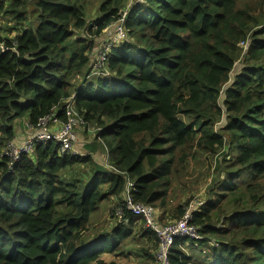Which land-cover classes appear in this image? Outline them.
Wrapping results in <instances>:
<instances>
[{
    "label": "trees",
    "instance_id": "obj_1",
    "mask_svg": "<svg viewBox=\"0 0 264 264\" xmlns=\"http://www.w3.org/2000/svg\"><path fill=\"white\" fill-rule=\"evenodd\" d=\"M128 1L100 0L90 19L89 0H0L14 35L0 37V264H121L102 255L147 236L156 252L125 205L127 183L174 224L193 202L179 187L189 162L221 155L192 221L201 239H176L170 264H264V0ZM129 5L111 75L89 81L109 41L96 39ZM71 98L106 140V164L60 157L51 142L10 167L15 122L36 126ZM104 203H118L122 221L93 232Z\"/></svg>",
    "mask_w": 264,
    "mask_h": 264
},
{
    "label": "built area",
    "instance_id": "obj_2",
    "mask_svg": "<svg viewBox=\"0 0 264 264\" xmlns=\"http://www.w3.org/2000/svg\"><path fill=\"white\" fill-rule=\"evenodd\" d=\"M126 12V13H125ZM123 16L115 24L117 27V33L114 38H110L108 42L104 44V49L96 55L97 61L93 64V76L97 77H109L111 74L107 69L106 63L108 62V51L112 50L115 46L122 43L127 39V31L125 29L126 19L128 18L130 9L126 10ZM244 50L248 49V42L242 44ZM7 48L4 45H0V54L5 53ZM75 97V96H74ZM63 110L60 111L55 108L49 115L39 120L36 126L29 125L34 130V136L25 144L17 148L13 146V143L8 144L5 148V156L9 158L10 167H13L18 163L25 155L32 156L35 153L37 146H46L51 142L58 145L59 156H80L75 147L78 144V129L86 124L84 117H82L74 102V98L65 101ZM62 113L63 118H59L58 114ZM55 128V130H53ZM135 191L134 182L129 181L125 191V205L136 216L142 217L145 222L146 229L150 230L159 240V246L155 252V257L159 264H170V254L173 244L176 239H188L197 241L201 237L199 235V229L192 224L194 214L198 212L205 204V202L198 201L195 205H192L186 210L183 218L175 222L174 224L161 225L158 222V211L153 207L136 203L132 196ZM123 208L117 211V216L121 218L123 216ZM121 212L122 214H119ZM216 246H218L216 244Z\"/></svg>",
    "mask_w": 264,
    "mask_h": 264
},
{
    "label": "rangeland",
    "instance_id": "obj_3",
    "mask_svg": "<svg viewBox=\"0 0 264 264\" xmlns=\"http://www.w3.org/2000/svg\"><path fill=\"white\" fill-rule=\"evenodd\" d=\"M100 0H89V5H88V17L91 19L93 16L98 14V6H99ZM127 3H131L130 5L134 3V0H130ZM129 5V9L131 11V7ZM126 13V12H125ZM7 25H10V27L13 26L12 23L9 22V18H1L0 19V37H7L11 38L14 35L11 34V32L8 33L7 30ZM117 27L114 25L111 29H109V39L114 38L116 36ZM106 35V34H104ZM102 35L100 38L96 39L98 42V49L103 46L104 49V44L101 46L103 42V37ZM97 49V50H98ZM112 53V50L108 51V55ZM93 63V62H92ZM91 63V64H92ZM92 66V65H91ZM92 69V68H91ZM88 71V70H87ZM93 72V69H92ZM86 74V72L84 73ZM83 74V75H84ZM97 78V76H93L92 73L88 80H94ZM81 79V78H79ZM15 129V128H14ZM18 131H23L24 132V138L21 142V138L16 142L15 140L10 142L9 144L13 143V146L20 148L22 147L25 142L31 139V135L34 132L33 128L29 126L28 122L25 123V125H20L18 124L17 126ZM86 131L88 134L86 135L85 141H87L89 144H91L93 147L97 148V151L99 150V153L102 155L103 158L106 159V161L109 160L108 158V148L106 145V140H98V137L100 136V130L95 124H85L82 125L78 129V139L80 140V134L81 132ZM16 133V131H15ZM30 134L29 136L27 135ZM97 138V139H96ZM16 139V138H15ZM98 142V143H97ZM115 147V146H114ZM96 151V152H97ZM84 157V156H83ZM1 158V156H0ZM222 158L221 156L218 157H213L211 160L207 162H201V161H191L186 167V170L183 173V181L179 182V187H180V192L181 196H184V199H193V202L191 204L195 205L196 202L201 201L205 202L206 201V192L210 188L212 181L214 178L217 177L216 168H217V163L218 160ZM97 163V162H96ZM186 181V183L184 182ZM174 196H178V194H174ZM120 209V206H118V203H104L101 208L98 210V212L94 215L93 218V223H94V229L93 232L99 231V230H104V229H112L116 225V223H119L122 221V219L117 216V211ZM119 214H122L119 212ZM142 234H139L138 236L141 237ZM137 236V237H138ZM129 242V241H128ZM125 242V243H128ZM134 246L131 248L130 245H125L124 243H121L119 245V249L116 253L113 254H105L102 255V258L109 262V261H117L122 264H138L142 263V259L138 257V253L140 251H146L150 254H153L155 256V248L153 247L154 245V240H151L150 237H145V238H140L137 241L134 242ZM125 246V247H124ZM207 247V246H205ZM202 246H194L191 245V242H187V245L185 246L184 250L186 253L190 256H193L194 259H197L198 257H202V254L200 251L202 250ZM132 251L133 254H132ZM125 254L123 257H120L118 255ZM143 256V255H142ZM145 257V256H143ZM148 258V257H146ZM153 264H159L157 262V259L153 260Z\"/></svg>",
    "mask_w": 264,
    "mask_h": 264
},
{
    "label": "crops",
    "instance_id": "obj_4",
    "mask_svg": "<svg viewBox=\"0 0 264 264\" xmlns=\"http://www.w3.org/2000/svg\"><path fill=\"white\" fill-rule=\"evenodd\" d=\"M104 39H103V41L104 40H106V39H108L109 38V33H107L104 37H103ZM25 123H27V121H16L15 122V125H14V128H15V131H16V139H15V141L17 142L20 138H21V142L23 141V140H25V138H24V132L23 131H18L17 130V126H18V124H20V125H25ZM53 130H55V128H53ZM34 133L35 132H33L32 133V135H31V138H33V136H34ZM78 134H79V132H78ZM85 134H88L86 131H83V132H81V134H80V140L78 141V144L76 145V147H75V151L81 156V157H92L93 159H94V161L95 162H97L98 164H100V165H105L106 164V159L105 158H103L102 157V155L99 153V150L97 151V148H96V145H95V147H93L91 144H89L87 141H85V139H86V135ZM27 135L29 136L30 134H28L27 133ZM97 139V138H96ZM100 139L101 138H99L98 137V140L100 141ZM98 143V142H97ZM97 151V152H96ZM135 244H132V245H130L131 246V248L134 246ZM131 252H132V254H133V252L134 251H132L131 250ZM105 255V254H104ZM145 256V257H143V256ZM152 255V254H151ZM120 257H122V256H120ZM138 257L140 258V259H142V263H138V264H153V257H149V256H146L144 253H143V251H140L139 253H138ZM146 257H148V258H146ZM109 262H111V261H109ZM117 262V261H116ZM120 263V262H119ZM122 264V263H121Z\"/></svg>",
    "mask_w": 264,
    "mask_h": 264
},
{
    "label": "bare ground",
    "instance_id": "obj_5",
    "mask_svg": "<svg viewBox=\"0 0 264 264\" xmlns=\"http://www.w3.org/2000/svg\"><path fill=\"white\" fill-rule=\"evenodd\" d=\"M132 198H133V196H132ZM133 200H134V198H133ZM190 207H191V204H190L189 208H190ZM129 211H130V210H129ZM123 213H124V211H123ZM130 213L133 215V217H136L131 211H130ZM136 218H140L141 220L144 221V223L146 222L141 216H140V217H136ZM120 219H122V217H121Z\"/></svg>",
    "mask_w": 264,
    "mask_h": 264
},
{
    "label": "clouds",
    "instance_id": "obj_6",
    "mask_svg": "<svg viewBox=\"0 0 264 264\" xmlns=\"http://www.w3.org/2000/svg\"><path fill=\"white\" fill-rule=\"evenodd\" d=\"M263 27H264V25H263Z\"/></svg>",
    "mask_w": 264,
    "mask_h": 264
}]
</instances>
